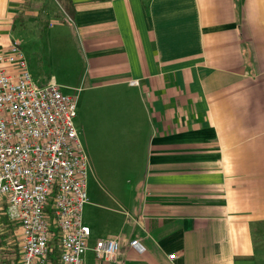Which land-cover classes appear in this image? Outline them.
I'll list each match as a JSON object with an SVG mask.
<instances>
[{
    "label": "crops",
    "instance_id": "crops-1",
    "mask_svg": "<svg viewBox=\"0 0 264 264\" xmlns=\"http://www.w3.org/2000/svg\"><path fill=\"white\" fill-rule=\"evenodd\" d=\"M52 1L0 0V51ZM71 1L82 80L124 114L97 127L126 156L121 193L104 189L120 250L84 264H264V0Z\"/></svg>",
    "mask_w": 264,
    "mask_h": 264
},
{
    "label": "built area",
    "instance_id": "built-area-1",
    "mask_svg": "<svg viewBox=\"0 0 264 264\" xmlns=\"http://www.w3.org/2000/svg\"><path fill=\"white\" fill-rule=\"evenodd\" d=\"M75 117V97L54 79L37 84L18 41L0 51V205L19 225L18 264H46L54 231L59 264H84L90 164ZM128 244L144 251L137 238ZM120 246L118 238L106 236L92 250L97 259L112 261Z\"/></svg>",
    "mask_w": 264,
    "mask_h": 264
},
{
    "label": "rangeland",
    "instance_id": "rangeland-1",
    "mask_svg": "<svg viewBox=\"0 0 264 264\" xmlns=\"http://www.w3.org/2000/svg\"><path fill=\"white\" fill-rule=\"evenodd\" d=\"M43 7L47 18L39 22L37 19L25 22L17 35L21 39L20 48L34 81L41 85L54 79L63 93L73 95L76 99L75 123L77 129L80 128L79 135L90 164L87 183L89 202L83 208V219L91 228L92 234L88 242L92 246L97 237L116 231L114 229L118 222L120 224L123 220V215L117 212L121 211L120 207L112 203L104 191L116 190L118 195L126 180V156L121 152L120 135L118 134L117 139L114 134L105 137L102 133H97V127L99 130L102 127L101 119L110 110L117 117L116 120L123 118V106L118 91L112 96V92L106 89L87 88V83L82 80L86 62L74 26L71 22L57 20L60 23H54L43 33L45 23L62 14L54 1ZM120 126L118 122L117 129ZM111 186H114V190H111ZM3 207L4 204L0 205V215ZM8 224L12 231L10 240L16 243L19 225L10 219ZM89 254L87 253V257H92Z\"/></svg>",
    "mask_w": 264,
    "mask_h": 264
},
{
    "label": "trees",
    "instance_id": "trees-1",
    "mask_svg": "<svg viewBox=\"0 0 264 264\" xmlns=\"http://www.w3.org/2000/svg\"><path fill=\"white\" fill-rule=\"evenodd\" d=\"M60 4V21L68 22L67 18H72L74 14V6L71 0H57ZM150 0H144V4L147 5ZM47 212L51 216V202L48 204ZM9 219L5 214V204L3 207V213L0 215V264H18L19 262V248L17 243H12L11 226ZM59 236L54 231L53 236L49 242V250L47 253L46 264H59Z\"/></svg>",
    "mask_w": 264,
    "mask_h": 264
}]
</instances>
